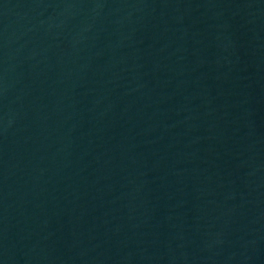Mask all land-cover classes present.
Wrapping results in <instances>:
<instances>
[{
  "label": "water",
  "instance_id": "obj_1",
  "mask_svg": "<svg viewBox=\"0 0 264 264\" xmlns=\"http://www.w3.org/2000/svg\"><path fill=\"white\" fill-rule=\"evenodd\" d=\"M0 264H264V0H0Z\"/></svg>",
  "mask_w": 264,
  "mask_h": 264
}]
</instances>
